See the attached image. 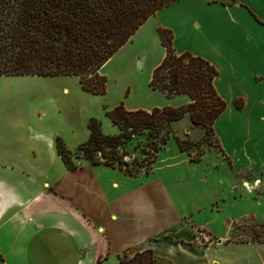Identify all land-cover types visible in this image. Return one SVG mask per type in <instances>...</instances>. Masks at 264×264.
<instances>
[{
  "label": "crops",
  "instance_id": "1",
  "mask_svg": "<svg viewBox=\"0 0 264 264\" xmlns=\"http://www.w3.org/2000/svg\"><path fill=\"white\" fill-rule=\"evenodd\" d=\"M152 18L151 40L162 49L159 61L164 47L156 28L161 26L170 29L176 52L190 51L216 68L213 85L226 106L213 123L219 147L192 161L171 135L149 173L160 163L172 167L178 158L186 159L199 167L202 185L213 181L211 190L204 193L183 182L139 200L117 175L97 185L96 201L85 203L82 211L39 208L36 218L28 219L22 209L42 199L45 186L28 190L18 178L12 183L0 179V264H39L51 257L63 264H105L112 257L118 262L124 251L146 248L153 251L152 264H264V241L223 242L235 224H264V43L259 42L264 39V0H173L145 21ZM238 18L249 21L248 28ZM142 24L126 42H133ZM247 170L258 186L254 192L238 182ZM198 229L223 241L202 248L196 242Z\"/></svg>",
  "mask_w": 264,
  "mask_h": 264
},
{
  "label": "rangeland",
  "instance_id": "2",
  "mask_svg": "<svg viewBox=\"0 0 264 264\" xmlns=\"http://www.w3.org/2000/svg\"><path fill=\"white\" fill-rule=\"evenodd\" d=\"M248 13L258 22L252 12ZM238 19L244 24L242 26L248 28L249 21ZM153 21L154 18L145 21L133 42L128 41L119 47L104 63L100 71L105 74L107 82L102 94L85 91L77 77L73 75H0V179L12 183L18 178L28 190L39 184L45 186V195L42 199L30 202L22 209L28 219L36 218L39 208L45 211L50 209L68 211L71 207L82 211L85 203L90 204L91 199L96 201L99 190L97 185L101 184L105 177L115 179L117 175L121 177V185L134 191L139 200L150 195L155 196L160 193L162 187L172 188L183 182L190 189L204 193L211 190L213 181L204 180L202 185L199 167L190 166L185 158L186 161L178 158L172 167L160 163L149 174L140 172L130 176L117 168H114L116 171H111L113 169L104 164L92 165L80 152H76L77 144L88 136L86 123L89 117H95L100 121L104 133L117 132L116 126L105 115L106 108L121 103L127 109H149L156 105H183L188 102L184 95L167 98L148 85L151 68L162 54V49L151 40L152 31H155ZM259 42L264 43V39L263 41L260 39ZM171 130L174 135L202 143L198 148L202 149L203 153L208 149L217 148L214 136L205 132L203 126L193 124L187 113L171 124ZM57 137L61 141H58ZM137 139L144 138L137 136L122 144L119 152L123 161L132 166H135L136 162L142 171L141 165H148L152 155L151 153L145 155L140 147L134 146ZM61 146L69 150L70 160L77 166L75 169H69L58 155L57 148ZM191 150L192 153L197 151L196 147H192ZM151 165L153 166V163ZM219 170L221 171V168ZM123 176H126L128 181L122 179ZM243 176L244 180L238 181L242 182V189L248 192L258 190L257 184L253 186L255 181L250 170L245 171ZM11 212L13 210L7 215ZM72 213L76 214L74 211ZM261 214L262 211L259 215ZM262 224L260 222L235 224L224 241L220 238L212 239L198 229L196 242L202 248L221 241L263 242ZM188 244L191 245L190 242ZM123 253L125 264H128V259L135 252L128 250ZM45 257L51 256L47 254ZM118 262L113 257L105 260V264ZM39 264L63 262L57 257H51L50 260H42Z\"/></svg>",
  "mask_w": 264,
  "mask_h": 264
},
{
  "label": "trees",
  "instance_id": "3",
  "mask_svg": "<svg viewBox=\"0 0 264 264\" xmlns=\"http://www.w3.org/2000/svg\"><path fill=\"white\" fill-rule=\"evenodd\" d=\"M173 0H0V75H73L82 89L102 94L106 76L103 64L124 44L154 11ZM164 55L148 80L150 88L165 97L185 95L186 104L127 109L121 103L105 109V115L116 126L114 134L104 133L100 121L89 117L87 138L77 144L76 152L92 165L104 164L134 176L151 170L156 152L173 135L178 148L192 161L203 154L187 137L174 135L171 124L186 113L195 125L214 134L213 123L226 106L217 94L213 79L216 68L206 59L190 51L176 52L172 47L170 29L156 28ZM242 105L241 100L235 101ZM137 139L135 147L144 154L151 153L148 165L135 166L123 161L119 152L122 144ZM58 141H61L57 137ZM209 143V142H206ZM192 147L197 151L192 153ZM63 163L77 166L70 152L57 148ZM264 226V224H262ZM125 253L118 255L125 264ZM150 248L136 251L128 264H152Z\"/></svg>",
  "mask_w": 264,
  "mask_h": 264
}]
</instances>
